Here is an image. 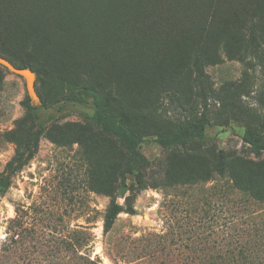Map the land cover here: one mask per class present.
<instances>
[{"label":"rangeland","instance_id":"374dc122","mask_svg":"<svg viewBox=\"0 0 264 264\" xmlns=\"http://www.w3.org/2000/svg\"><path fill=\"white\" fill-rule=\"evenodd\" d=\"M25 1L0 0V14L13 21L0 48L18 64L52 49L70 65L68 75L48 67L40 78L21 67L35 72L34 96L23 76L0 65V174L17 151H32L20 167L10 166L11 185L0 196V249L7 235L17 239L7 264H76L79 254L98 264H220L215 260L239 255L241 246L251 256L264 255V149L258 153L245 137L249 126L259 125L257 113L264 115V73L225 57L207 68L214 91L206 97L192 72L177 70L169 83H152L148 76L168 65L161 63L163 50L148 54L129 22L115 24L111 31L120 39L95 62V83L122 100L119 122L142 139L133 152L106 132L111 115L91 96V26L83 28L90 19L48 21L32 4L27 17ZM122 7L114 2L106 21L118 22ZM154 13L167 18L163 8ZM197 14L187 22L169 18L173 34L196 29L208 11ZM116 68L125 69L119 86L105 80ZM231 94L235 105L223 107ZM27 106L32 116L23 123ZM206 112L207 129L189 140L193 125L198 133L204 128ZM214 149L239 158L235 177L214 170ZM126 199L135 213L121 212L104 232L106 210ZM23 227L33 231L24 243Z\"/></svg>","mask_w":264,"mask_h":264},{"label":"trees","instance_id":"16d2710c","mask_svg":"<svg viewBox=\"0 0 264 264\" xmlns=\"http://www.w3.org/2000/svg\"><path fill=\"white\" fill-rule=\"evenodd\" d=\"M117 2L118 9L126 7L124 15H120V20L116 23H110L104 18L107 10H113L112 5ZM40 9L44 13V19L48 21H58L60 19H77L80 23L83 19H90L87 24H83L84 29L91 26V96L95 97V102L98 107H101L106 113L111 115L110 127L106 130L107 133L120 138V140L133 152H138L141 144V136L134 132H129L123 129L122 124L118 120V115L121 114L120 107L122 100L113 93L112 89L103 88L95 83V78H98L97 65L95 62H101V59L108 54L109 49L120 39L118 34H113L111 29L116 27L115 24H124L126 21L133 26L135 31L141 34L137 36V41L142 49L150 54L160 53L161 63L167 67H160L158 71L148 76V81L157 83L165 81L169 83L171 75L174 71H182L184 74H194L193 83L199 89L198 93L203 97L207 96V92H213L212 81L207 68L222 62L225 57L229 59H238L246 64L251 65L255 70L260 69L264 73V0H26V16L31 15L30 7ZM89 4V5H88ZM121 7V8H120ZM154 7L163 8L166 11V19L157 16L154 13ZM134 9V15L130 14L129 9ZM91 9V17L87 16ZM198 9L208 11V15L200 16L199 26L194 30L181 28L178 33L171 30L173 24L169 18L175 17L177 20L184 22L193 18L197 19ZM214 9V11H213ZM87 14V15H86ZM222 14V17L217 20V16ZM212 15L216 21L215 25L212 21ZM185 18V19H183ZM225 19V21L223 20ZM13 21L8 17L0 14V44L3 43L8 36L10 24ZM168 28V30H165ZM171 34H173L171 36ZM41 39V34H38V40ZM112 40H116L112 44ZM45 56L38 57L37 61L33 59L22 60L21 64L16 63L0 48V55L10 60L17 67H31L39 75V78L48 72H43V68L53 67L56 75H68L69 62L63 61V57L57 54H52V49L44 51ZM250 54L251 58L247 59ZM183 64H177L180 59H184ZM89 71V70H88ZM84 72H87L84 70ZM125 69L116 68L105 78L106 82L116 81L119 86V81L125 77ZM181 80V78H180ZM101 95L102 100L98 95ZM223 100V107L235 105L233 95H227ZM206 99V98H205ZM222 101V99H221ZM210 110L209 104H206ZM230 112H233L232 110ZM234 116V114H232ZM31 115V108L27 106V114L20 120L25 122ZM258 126H249L246 130V139L257 149L259 153L264 149V115L257 113ZM219 117V115L217 116ZM95 124V122L93 121ZM224 123H229L228 118ZM210 124V118L205 113L204 128L201 126L200 133L197 132L198 127L192 126V134L189 138L194 139L195 136H200L205 132L206 126ZM183 140V144H185ZM214 152V170L225 175L230 172L235 177L236 172L242 169L237 163L239 158L232 153L219 149ZM32 151L24 156L23 152L17 151L15 157L9 164V170H5L0 174V196L5 194L11 185V170L12 164L20 167L25 163ZM131 195H135L136 191L131 188ZM131 198V196H128ZM127 197V198H128ZM128 204L123 205L117 201H112L106 210L104 217V232H109L121 212L134 214L135 210ZM15 221L12 220V223ZM21 232V241L25 242V237L32 231L27 227H23ZM33 233V231H32ZM17 239L15 236L7 235L2 242L0 249V264H7L10 259V250L13 248V243ZM246 247V245H245ZM241 251L239 255L225 254L220 256V264H264V255L251 256L247 252ZM76 264H98L97 258L91 259V256H83L79 254L76 259Z\"/></svg>","mask_w":264,"mask_h":264},{"label":"water","instance_id":"95a60500","mask_svg":"<svg viewBox=\"0 0 264 264\" xmlns=\"http://www.w3.org/2000/svg\"><path fill=\"white\" fill-rule=\"evenodd\" d=\"M0 65L6 67L12 72L21 75L26 80V87L31 96L36 95L35 90V72L30 68H20L14 65L10 60L0 55Z\"/></svg>","mask_w":264,"mask_h":264}]
</instances>
